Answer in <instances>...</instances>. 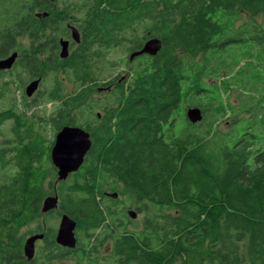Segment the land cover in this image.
I'll return each mask as SVG.
<instances>
[{"label":"trees","instance_id":"obj_1","mask_svg":"<svg viewBox=\"0 0 264 264\" xmlns=\"http://www.w3.org/2000/svg\"><path fill=\"white\" fill-rule=\"evenodd\" d=\"M1 1L0 57L11 49L10 27L32 24L28 71L54 73L49 99L64 90L58 73H67L79 91L66 95V122L80 123L75 107L94 117L86 103L95 91L96 66L51 65L43 56L46 28L60 25L56 14H35L44 10L43 0ZM103 1L112 4L91 13V27L150 26L147 35L160 39L162 50L128 71L119 87L126 99L103 122L106 141L93 144L67 190L58 189L61 208L85 238L94 239L90 249L99 253L112 240L104 257L109 263L96 264H264V24L254 21L264 13V0ZM6 2H13V13L10 7L4 12ZM22 7L23 15L17 11ZM243 13L249 20L238 25ZM190 107L207 117L191 123ZM8 119L10 137L0 143V264H55L73 249L62 252L53 228L33 260L25 256L20 234L26 225L60 214H42L58 177L53 142L13 106L1 108L0 127ZM101 179L123 184L130 203L144 213L140 232H118L123 227L113 222L115 229L97 233L114 217L100 199Z\"/></svg>","mask_w":264,"mask_h":264},{"label":"flooded vegetation","instance_id":"obj_2","mask_svg":"<svg viewBox=\"0 0 264 264\" xmlns=\"http://www.w3.org/2000/svg\"><path fill=\"white\" fill-rule=\"evenodd\" d=\"M43 1L45 2V5H43L44 10L37 11L35 12V14L38 17L46 18L50 16V13L54 12V14H56V16L59 18V22H60L59 26L46 28L47 33L43 36L44 38L43 40L45 42L44 44L45 51L43 53V56L46 58V60L51 65L71 66L77 63H87L89 65L96 66L94 71V80L92 81V84L95 85V91L93 92L94 95L92 94L90 97L91 102L88 103V104L90 103L92 104L94 117L90 119L86 113H84L82 116L74 114L75 115L74 118L76 120L81 119L78 121L80 123L68 124L66 122L67 119L63 117V110H62V108H64L66 104L67 93H65L64 90H61L58 94L59 95L58 98L52 99L55 102L59 101L58 109L56 108L57 106H55L58 112H56L55 114L56 116L53 115L54 116L53 121L56 130L53 144L56 140V136L58 132L66 125L79 126L84 128L85 130H87L90 127L91 131L88 130L87 131L91 135L92 145L96 143L99 144L100 142H104L106 141V138H104V134H103V127L105 125V124L103 125V122H105L107 113L113 108L120 106V104H123L124 100L126 99V97L121 98L119 87H121V85L124 84L125 81H127L126 77L128 71H130L132 68L138 65L146 64L149 60H151V58L157 56L158 53L162 50V43H161V49L155 55H151L148 53L136 54V52L142 50L143 46L148 40L152 38H156L147 35V33H149L153 29L152 27L142 24L127 26V27H119V28L113 26L91 27V25H89L90 22L89 18L91 17V13L98 11L97 10L98 7L100 8L110 7L112 2L107 3L103 1L100 4L99 0H43ZM4 6L6 8L4 12L8 11L7 8L10 7L11 12L13 13V2H8V3L6 2ZM50 8L52 9L51 12L49 11ZM2 10H3V2L0 0V26L2 25L1 24ZM17 11H21L20 14L23 15L26 9L22 7L20 9H17ZM10 30L13 32V34L10 33L11 41H12L10 47L11 49L8 51V53L5 56L0 57V60L8 58L15 52L18 53V56L11 68L0 70V76L13 73L14 76L18 78V76H20L21 73L26 72L25 73L27 75L26 79L29 80L28 83L23 87L26 96H28L26 92L27 86L31 82L39 80V86L36 89V91L33 93V95L28 96L33 98L34 102H37L36 104H39L41 100L39 101V99H37L36 97L41 96L42 94L40 90H41V86L44 84V77H42L41 75H34L33 72H29L27 69L29 67L27 56L31 54V50L34 45V40H33L34 26L31 24L19 28L16 25H12L10 27ZM75 30L78 31L77 34L74 33ZM22 38H26L29 41L28 48L25 52H21L19 50L21 48L19 47L20 45L19 42ZM131 41L133 42L131 43ZM135 43H137V45H135ZM64 46L67 49V51L63 55ZM116 50L119 51V55L111 59V56L114 54ZM122 64L127 65V67H129L128 70L117 73L106 79H101L99 77L100 73H103V71L107 69L106 67L112 68L116 65H122ZM49 87L46 88L45 91L46 93L48 92ZM95 94L107 95V104L103 102L104 99H99ZM90 98L87 100V102L90 100ZM202 113H203V119L206 118L207 114L206 112H204L203 109H202ZM86 119H88L90 122L85 121ZM202 121H199L197 123H200ZM8 122H13V120L8 119L4 124ZM197 123H193V124H197ZM218 123L219 122H217V124ZM12 139L16 140V138H12ZM81 169L82 166L79 168L78 171L71 173L69 177H72L76 173L80 172ZM57 174H58V170H57ZM115 183H117L119 187L116 188L114 186ZM108 187L109 188L106 187L105 189H102L103 195H101L100 197V199L105 205H107L106 199H108L109 201L117 202L118 199L121 198L123 199L122 201H126L129 204L127 207L123 205L120 208L114 207L113 205L109 204L108 206L113 210L114 213L116 211H120L123 212L125 218L127 216H130L133 219H136L139 215L144 214L143 212H140L139 208L136 207V209L133 210L135 211L136 216L133 217L131 215L132 209L130 207V200L124 193V186L122 183H120L119 181L118 182L114 181ZM54 194L59 195L57 187L55 188ZM60 198L61 197L59 195V200ZM55 211L60 213V216L65 213V211L61 208V204H59L58 208L55 209ZM42 214L45 215L46 213L42 212ZM120 223L123 224L124 221L121 219ZM108 224H111L110 218ZM44 226H45V222L43 225L38 226L37 229H35L32 233H30V235H28V237L36 233H42L44 235L42 239H38L35 243L34 258L38 257L41 254V252L44 251L47 245V238L45 236V233L47 231H43ZM77 233H79V230L76 227V236ZM54 240L56 241V236ZM57 245L61 248L63 253L66 252V249L67 250L69 249L58 243Z\"/></svg>","mask_w":264,"mask_h":264},{"label":"rangeland","instance_id":"obj_3","mask_svg":"<svg viewBox=\"0 0 264 264\" xmlns=\"http://www.w3.org/2000/svg\"><path fill=\"white\" fill-rule=\"evenodd\" d=\"M249 20V15L247 13H243L241 19L237 21L238 25H241L242 23L247 22ZM254 21L258 23L264 24V13L259 15L257 18L254 19ZM22 42V43H21ZM19 47H21L19 50L21 52H25L28 48L29 41L26 38H22L19 42ZM119 55V51L116 50L114 54L111 56V59ZM129 67L127 65H116L114 67H109L103 71V73H100L99 77L101 79H106L108 77H111L117 73L124 72L125 70H128ZM26 73V72H25ZM25 73H21L20 76L15 77L13 73L6 74L4 76H0V88H3L4 86L7 87L5 94L0 97V110L1 108H6L8 106H13L17 112H20L24 115V117L28 118L30 122H33L37 127H41L46 131L47 141L48 143H52L54 140V136L56 134L55 125L53 121V115L56 114L59 101H54L52 99H49L46 96V88L49 87L53 83V78L55 77L54 73H50L47 76L44 77V84L41 86L40 92L42 93L41 96H37L36 98L39 99V104H36L37 102H34V99L31 97H28L25 95V92L23 90V87L28 83L27 75ZM227 73V72H226ZM225 74V73H224ZM58 79L61 81L62 86L64 88L65 93L67 94H76L79 90L78 84L73 82L65 72L58 73ZM216 78H207L206 81L208 82H215ZM4 90V88H3ZM234 95L232 97V100L235 101V97L237 95L236 91H233ZM94 95V94H93ZM99 99H104V103L107 104V95H100L95 94ZM100 95V96H99ZM52 100V101H51ZM32 104H30V103ZM91 102L90 100L86 103L88 104ZM55 106H57L55 108ZM86 106L83 105L82 109H84ZM56 109V110H55ZM55 110V111H54ZM102 110V109H101ZM73 114H76L78 111V108L75 107ZM77 115H80L79 112ZM56 116V115H55ZM81 119H78L79 121ZM219 127L221 129L225 130L227 128V123L225 120L220 119L219 121ZM12 125V122L6 123L4 126L0 127V143L3 141L8 140L10 137L9 129ZM11 138H14L13 136ZM53 146V145H52ZM51 158V157H50ZM52 161V160H51ZM53 163V162H52ZM51 165H48V167ZM51 172V171H49ZM46 178L45 182V188H49L48 182L52 179V175H49ZM73 178H68L66 180H55L54 182V188L63 187L65 190H67L69 184H71V181ZM114 182V180H108L101 179V188L105 189L106 187L111 185ZM123 199H118V201H109L106 199L107 206L109 204L113 205L114 207H122L123 205L127 207L129 204L126 201H122ZM130 207L132 210L136 209L135 205H132L130 203ZM117 212V213H116ZM113 212V219L110 218L111 223L115 222V226L117 228L123 227L118 232H123L122 230H131V231H138L140 232L142 230L143 226V217L144 214L139 215L136 219L131 218L130 216H127L126 218L123 215V212L116 211ZM60 214L57 215V213H54L48 220L46 221L43 217L40 221H34L30 223L29 225H26L24 228L21 229L20 234L25 236V239L32 233L39 225H43L45 222V226L43 231H49V228H53L56 231H58L59 223H60ZM121 219L124 221L123 224L120 223ZM115 220V221H114ZM114 228V225L105 224V226L98 230L97 233H102L104 231H112ZM55 234V236H56ZM78 237V245L77 249L72 250L71 253L65 254L60 260H57L55 264H96L95 261L97 259H100V261L107 262L104 257L107 258V256L110 255L111 246H112V240L108 239L104 244H102V247L99 251V253L95 252V250L90 249V247H93V240H88V238H85L80 232L77 233ZM87 252V253H86Z\"/></svg>","mask_w":264,"mask_h":264},{"label":"water","instance_id":"obj_4","mask_svg":"<svg viewBox=\"0 0 264 264\" xmlns=\"http://www.w3.org/2000/svg\"><path fill=\"white\" fill-rule=\"evenodd\" d=\"M74 33H78L77 30ZM75 34V35H76ZM66 43V42H65ZM161 49V41L158 38L148 40L142 50L136 54L148 53L157 54ZM67 49L63 48V55ZM18 53L15 52L6 59L0 60V70L9 69L13 66ZM39 86V80L31 82L26 89L27 95L31 96ZM187 118L197 123L203 120V113L200 107H190L186 111ZM92 146V138L90 133L79 126H64L57 134L56 140L51 148L50 157L58 170V180H66L69 175L79 170L85 161V157ZM60 204L59 195L47 196L42 205V212L47 213L58 208ZM133 217L136 216L135 211H131ZM77 221L71 218L67 213L61 215L59 228L56 234V242L69 249L76 248L78 239L76 236ZM42 233H36L29 236L25 240L24 253L25 256L32 260L35 256V243L38 239H42Z\"/></svg>","mask_w":264,"mask_h":264},{"label":"bare ground","instance_id":"obj_5","mask_svg":"<svg viewBox=\"0 0 264 264\" xmlns=\"http://www.w3.org/2000/svg\"><path fill=\"white\" fill-rule=\"evenodd\" d=\"M89 152V151H88ZM88 154V153H87ZM65 213H67V212H65ZM68 214V213H67ZM69 215V214H68ZM70 216V215H69ZM71 217V216H70ZM72 218V217H71Z\"/></svg>","mask_w":264,"mask_h":264}]
</instances>
